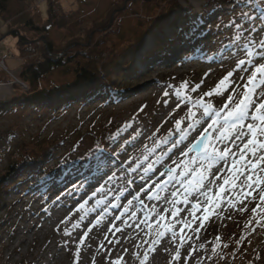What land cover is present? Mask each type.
I'll return each mask as SVG.
<instances>
[{
  "label": "rangeland",
  "instance_id": "rangeland-1",
  "mask_svg": "<svg viewBox=\"0 0 264 264\" xmlns=\"http://www.w3.org/2000/svg\"><path fill=\"white\" fill-rule=\"evenodd\" d=\"M58 1L66 11L82 10L85 19L90 22L103 17L110 8L124 0ZM129 2L126 0L124 5L126 6ZM131 2H133L132 8L135 11L141 16L145 15L146 11H142L144 8L139 0ZM152 3L153 1L147 2L148 5ZM219 4L224 3L222 1ZM255 4L256 0H253V10ZM180 5L187 9L186 21L192 26L203 16L200 15L203 5L200 0L180 1ZM32 7L40 8L44 19L47 18L48 0H11L8 4V12L12 18L8 23L0 21V74L13 80V83L0 85V102L10 100L13 95L12 84H19L17 77L22 69L23 61L20 58L17 35L19 27H22L31 16ZM114 18L115 12L111 16L109 27L114 23ZM134 18L136 16H129L124 19L123 23L128 25L134 21ZM205 20L203 19V21ZM11 24L16 26L12 32L9 31ZM50 33L53 41L57 45L60 44L64 34L57 29H51ZM196 35L197 38L193 43L197 46L195 48L182 46L183 49H178L176 59L170 61L172 64L151 68L149 71L139 73L137 78L124 82L123 86L126 91L119 101L104 102L102 100L85 106L73 105L54 114L47 111L42 112L40 108L37 112L18 111L0 118V134L10 133V144L12 145H17L22 140L28 142L30 138L39 133L42 136L53 138H59L66 134L68 137L65 146L56 152L55 157L72 156V159L77 158L78 161L92 150L93 141L100 139L106 152L115 157L110 166H113V171L118 176L121 175V170L116 165H120L121 162L124 168H128L131 164L132 168L137 170V175L140 173L145 176L153 175L151 171H146L149 165L159 168V161L171 165L172 160L177 158L178 153L172 155L171 159L168 155L171 144L167 141L173 138V130L178 133L175 136L177 140H185L183 147L186 151L192 143L201 139L208 124L218 119L214 112H210L208 116L201 112L193 120L195 127L200 129L199 134L188 132L186 129L183 132L176 129V120L185 117L189 108L192 107L190 101L203 98L212 105L214 110L222 112L226 104L239 102L244 93L242 85L250 75V72L246 73L244 79L240 80L234 73L237 85L236 94L228 91L213 97H205L204 93L215 88L216 84L229 71H233L238 59L243 57L235 59L226 57L221 64L218 62V58L223 49L209 50L210 46L201 39L206 33L197 30ZM67 36L71 37L72 32H69ZM216 39L228 41L229 33L223 32ZM2 60L4 61L2 62ZM142 65L143 60L138 55L132 67L134 69L142 68ZM206 73L208 75H205ZM71 79L70 75L55 73L49 78L48 85H63ZM139 84H143L142 88L135 89ZM197 85H199L198 88ZM165 92H168L169 95L165 96ZM229 95L233 96L231 102L228 100ZM184 97L189 99L185 100ZM193 110L195 111V109ZM209 116L211 119L208 118ZM187 118L191 119V116ZM222 124L223 119L221 118L219 123L209 131L207 144L211 142L215 146L219 139L222 146L228 145V137L235 136V131L230 125L221 127ZM125 125H132L136 128V132L131 133L129 139L121 142L113 150V145L119 137L130 133V129ZM118 128H122L124 131L117 133ZM221 137L223 140L220 139ZM127 145L132 146L126 147ZM239 150L236 148L233 151L238 152ZM192 154L196 158V152L193 151ZM6 166V158H0V175H7ZM77 167H79V162L69 173L71 175L68 177L69 180L76 176L75 169ZM201 170V166L196 168V176ZM53 171H55V162L48 164V173ZM81 171L87 172L86 168ZM204 174L215 180V183L209 185V188L215 190L214 194H218L223 179H230L228 172L225 171L220 175L216 168L211 169L210 172L205 171ZM100 175L101 172L93 170L92 173L87 174L86 180L81 178V182L85 185L82 191L86 192L87 196L79 195L75 198H66L62 194L66 183L65 177H60L55 182L52 177L39 180L33 176L30 177L28 171L21 169L16 181L11 183L6 193L3 194L5 205L0 210V223H3L5 229L0 231V250L2 251L0 264H228L229 260L233 264H264V214L258 209L256 215L253 216L251 208L255 205L252 201L245 202L249 210L243 213L234 210L229 204H219L213 212L206 213L204 209L209 205L200 199L202 207L196 210L197 218L193 219L191 205L197 201L196 197L192 196L189 203L179 207V214L173 219L171 211L177 208L176 204L149 202L146 197L141 196V199L146 200L149 213L153 215L163 214V206L169 208L165 220L170 227L175 225L176 228L175 240L170 233L163 237L159 236L158 233L162 231V228L155 226H153L150 236H145V232H148L149 229L145 225H141L140 229H137L135 223L138 221H132L125 217L124 219L132 225L129 227L122 221L115 220V216L108 217L106 214L113 211L109 201L118 202L121 208L124 207L127 199L119 201L114 199L117 195H126L123 180L108 183L104 191L90 200L83 210H77V201L80 198L87 199L92 192L96 191L97 187L105 184L107 177L100 180L99 184L96 183L94 177ZM218 175L220 178L216 180ZM132 176L133 173L130 170L128 172L129 179ZM195 178L189 176L178 178V180L184 179V184L180 187L181 199L184 198V190H191L190 188L185 189L184 186L189 180L194 181ZM88 183H92L96 187L88 188ZM45 185L47 186L44 187ZM109 189H119V191H109ZM139 189L138 183L132 186L134 192ZM105 193L107 194L105 195ZM161 195L169 201L172 199L171 195L166 194L163 190ZM225 195L227 197L234 194L229 192ZM130 198L128 197V199ZM241 199H243L242 195L233 199V204H236L237 208L243 206L236 203ZM44 207L47 208L48 216L46 215V221L39 222L33 218V212L42 213ZM134 210L137 211L138 217L143 212L139 208ZM90 211H94L98 215L92 216L89 214ZM205 215H208L209 218L204 220L203 227H200L201 220ZM33 219L36 228L34 231H30ZM113 223L123 231L110 230ZM181 224H190L191 228H185L181 233ZM197 228L200 229L198 233L195 231ZM66 231L71 235H65ZM85 233H87L86 236ZM181 235L185 237L183 245L180 243ZM217 236L220 237L219 240L216 239ZM82 238L83 243H81ZM117 240L119 243L116 242ZM153 241H156V244L154 250H151ZM224 244H227L228 247L224 248ZM237 244L240 248L236 249ZM213 247L216 248L215 254L212 251ZM146 253L147 258L145 259ZM177 253H179V258H177ZM190 253L191 255H189Z\"/></svg>",
  "mask_w": 264,
  "mask_h": 264
},
{
  "label": "snow or ice",
  "instance_id": "snow-or-ice-1",
  "mask_svg": "<svg viewBox=\"0 0 264 264\" xmlns=\"http://www.w3.org/2000/svg\"><path fill=\"white\" fill-rule=\"evenodd\" d=\"M206 7H215L216 11L205 20L204 24L198 29V32L206 33L201 39L205 40L207 45L210 46L209 50L220 52L218 62L223 64L224 59L227 58H239L238 62L233 69L229 71L215 86V88L204 93L205 97H213L214 95H220L223 92L231 91L236 94V79H234V73L240 80L244 79V74L249 73L247 81L242 85L244 89L243 96L239 99L238 103L226 104L223 111H216L212 108V105L207 103L203 98L200 100L190 101L192 107L189 108V112L185 117L176 120L175 127L181 132L185 131L199 134L200 129L195 127L193 120L197 118V115L202 112L203 115L208 116L210 112H214L218 118L213 120L211 124H208L204 129L201 139L192 143L187 150H184L185 140H177L175 138L178 133L173 130V138L167 143L171 144V148L168 149L169 159L172 155L178 153L177 158L172 160L171 165L159 161V168H154L153 165H149L146 171H151L153 175L145 176L143 173L136 174L137 170L133 169L131 164L128 168L120 165L121 175H117L113 171L111 162L115 160V157L105 152L103 149H97L90 151L87 156H84L79 160V167L75 169L76 176L69 180L65 177V185L62 189V194L66 198H75L79 195L87 196V193L82 191L85 185L81 182L83 177L87 179V174L93 172V170L101 172V175L94 177L96 183L99 184L100 180L107 177L105 184L96 188V191L92 192L91 196H88L83 203L78 204V211L83 210L87 203L94 199L99 193L104 191V188L108 183L113 181L123 180L126 195H117L114 197L116 200L127 199V204L121 208L119 203H112L111 209L116 213L115 220H120L129 227L128 217L132 221H138L135 223V227L140 229L141 225H145L149 231L145 232V236H150L153 226L162 228V231L158 233L163 237L165 234H171L173 240L176 237L175 225L171 227L165 220V216L169 212V208H164L163 214L149 213L148 207L145 204V200L141 199V196L146 197L149 202L155 203H173L177 205V208L171 211V218H176L179 214V207L190 202L192 196L196 197V203L191 207L192 217L196 219V210L202 207L199 197H205L204 203L209 207L204 209L206 213L213 212L219 204L232 205L234 210L241 213L248 211L246 201H252L254 207L251 208L253 216L256 215L257 210L264 214V0H256L255 9L253 10V0H227V4H217L214 0H209V4ZM203 19V16L200 17ZM190 28L187 27L186 22L180 19H175L165 25L155 36L147 39L146 46L140 53L141 59L147 61L154 59L158 54L171 50L177 43L188 39ZM223 32L229 33L228 41H219L217 36ZM211 37V39H209ZM235 41V42H233ZM205 75H208L207 73ZM186 88V85H184ZM199 85H197V88ZM195 91V89H193ZM165 96L169 93L165 92ZM188 100V97H184ZM228 100L233 101V96L229 95ZM231 108V110H229ZM195 109V111L193 110ZM191 116V119L187 117ZM211 119V117H208ZM223 119L221 127L230 125L235 131V136L228 137L229 144L223 145L220 148L215 147L211 142L204 145V139L207 137L209 131L219 123V119ZM183 125V127H182ZM130 129V133L120 136L117 142L113 145V150L119 146L121 142L129 139L131 133L136 132V128L132 125H125ZM124 131L122 128L117 129V133ZM159 131V129H157ZM221 137L220 139H222ZM219 142V139L217 140ZM242 143V147H240ZM127 145L126 147H131ZM239 147L238 152H234L233 149ZM195 151L199 155L196 158L191 157V153ZM99 152V155H97ZM185 157L188 159L186 160ZM73 164H76V160H72ZM67 159L65 160V165ZM225 167L220 168L219 166ZM196 166H201L202 170L197 174L196 178L189 180L185 189H191L190 191H183V199H181L180 185L184 184V179L193 175ZM86 168L87 172L84 173L81 169ZM216 168L217 173L220 175L223 172H228L230 179H223L222 185L219 187L218 194H214L215 190L209 188V185L215 183V180L205 176L204 172H210L211 169ZM132 171L133 176L131 179L128 177V172ZM111 173V174H109ZM50 175V174H49ZM220 176H216V180H219ZM140 186V192H134L132 186ZM176 188L173 189V185ZM88 188L96 187L92 183L87 184ZM171 190V201L161 195L162 190L167 192ZM119 191V189H109V191ZM155 190V191H153ZM231 192L232 196H227L226 193ZM107 193H105L106 195ZM243 196V199L236 201L237 204L243 205L237 208L236 204H233V199L236 196ZM128 197H131L128 199ZM59 199V197H58ZM139 208L143 212L138 217L137 211L134 209ZM209 217L205 215L201 220L200 227H203V221ZM251 224V221L249 222ZM185 228H191L190 224H181L180 232L183 233ZM115 229L116 232L123 231L117 227L114 223L110 226V230ZM199 228L195 229L198 233ZM65 235H71L69 232H65ZM87 233H85V236ZM190 239V238H189ZM220 239L219 236L216 238ZM185 237L181 235L180 243L184 244ZM119 243V241H116ZM83 243V238L81 239ZM147 243V241H145ZM156 241L152 242V249L155 248ZM224 248L228 245L224 244ZM125 251H127L125 249ZM194 251V249H193ZM213 253H216V248H212ZM191 255V253L189 254ZM147 253L145 254V259ZM179 258V253H177Z\"/></svg>",
  "mask_w": 264,
  "mask_h": 264
},
{
  "label": "trees",
  "instance_id": "trees-1",
  "mask_svg": "<svg viewBox=\"0 0 264 264\" xmlns=\"http://www.w3.org/2000/svg\"><path fill=\"white\" fill-rule=\"evenodd\" d=\"M10 1L0 0L2 23H8L12 18L8 12ZM125 1L114 5L103 17L90 22H87L82 10L66 11L58 0H48L46 19L40 8L32 7L31 16L19 27L17 35L23 61L17 80L22 85L12 84L10 100L0 102V118L18 111L37 112L40 108L42 112L54 114L73 105L85 106L102 100L119 101L126 91L124 82L137 78L143 71L172 64L170 61L174 60L178 49L193 43L197 38L196 31L205 22L200 18L192 26L186 21L187 10L180 5V1L186 0H153L150 5L139 0L144 8L142 11H146L143 16L132 8L133 2L125 6ZM200 1L203 3L200 12L203 17L208 18L216 11L215 7H206L209 0ZM222 1L227 4V0H214L217 4ZM113 12L114 23L109 27ZM129 16L136 18L126 25L123 21ZM175 19L186 21L191 30L189 38L156 58L143 61L142 68L134 69L132 66L139 51L146 46V38L155 36ZM9 27L11 32L16 28L14 24ZM51 29L64 34L60 44L53 41ZM69 32H72L71 37L67 36ZM55 73L70 75L72 79L63 85H48L49 78ZM9 83H13L12 78L0 74V85ZM10 137L8 132L0 134V158L7 161V175H0V210L5 205L3 194L16 181L21 169L28 171L30 177L39 180L53 177L55 182L60 177L71 176L69 173L77 165L72 160L79 162L72 156L55 157L56 152L65 146L66 134L53 138L39 133L28 142L22 140L17 145L10 144ZM92 145L91 151L103 149L106 152L100 139L93 141ZM52 162H55V171L48 173V164ZM1 229H5L3 223H0ZM237 245L236 249L240 248ZM228 264L233 263L229 260Z\"/></svg>",
  "mask_w": 264,
  "mask_h": 264
},
{
  "label": "bare ground",
  "instance_id": "bare-ground-1",
  "mask_svg": "<svg viewBox=\"0 0 264 264\" xmlns=\"http://www.w3.org/2000/svg\"><path fill=\"white\" fill-rule=\"evenodd\" d=\"M185 9V8H184ZM187 10V9H186ZM173 17V16H172ZM171 17V18H172ZM203 19L205 20V19H207V17H203ZM143 50H140L139 51V53H138V55H140V53L142 52ZM138 55H137V58H138ZM142 60V59H141ZM4 60H2V62H3ZM142 85L143 84H139L135 89H140V88H142ZM223 140V139H222ZM228 145H230L229 144V142H228ZM231 146V145H230ZM215 147H217V148H220V147H222V145H221V143L220 142H217L216 143V145H215ZM240 147H242V143H240ZM236 148H234L233 150H235ZM237 149H239V147H237ZM198 155H196V157H197ZM191 157L192 158H195L194 156H193V154L191 153ZM185 159L187 160L188 158L187 157H185ZM198 166H196V168H197ZM196 170V169H195ZM189 177H196V172H193V175H191V176H189ZM182 185H180V187H181ZM176 188V185L174 184L173 185V189H175ZM171 190L172 189H169L167 192H166V194H169L170 195V193H171ZM137 192H140V189L137 191ZM143 198V197H142ZM200 199H202L203 201H204V197L203 196H201V197H199V200ZM84 200H86V199H83V198H80L78 201H77V203L79 204V203H83L84 202ZM201 200V201H202ZM115 203H118V202H115ZM78 204H77V206H78ZM127 204V200H126V202L124 203V205H126ZM145 204H146V200H145ZM78 208V207H77ZM163 209H164V206H163ZM46 210H47V208L46 207H44L43 208V210H42V213H37V212H33V218L35 219V220H37V221H39V222H43V221H46V215H47V212H46ZM89 214L90 215H92V216H96V215H98L97 213H95L94 211L93 212H89ZM107 214V216L108 217H114L115 215H116V213L115 212H110V213H106ZM48 216V215H47ZM34 219H33V221H31V227H30V231H34L35 230V228H36V225H34ZM52 220H54L55 221V219H52ZM98 220H100V218H98ZM126 220V219H125ZM120 221V220H119ZM111 230H114V229H111Z\"/></svg>",
  "mask_w": 264,
  "mask_h": 264
},
{
  "label": "water",
  "instance_id": "water-1",
  "mask_svg": "<svg viewBox=\"0 0 264 264\" xmlns=\"http://www.w3.org/2000/svg\"><path fill=\"white\" fill-rule=\"evenodd\" d=\"M128 1H133V0H128ZM142 1H145L146 3L148 2H152L153 0H142ZM207 140H208V138L206 137L205 139H204V145H202V148L205 146V145H207ZM196 154L197 155H199L197 152H196Z\"/></svg>",
  "mask_w": 264,
  "mask_h": 264
}]
</instances>
